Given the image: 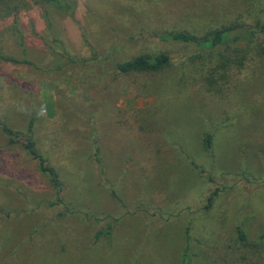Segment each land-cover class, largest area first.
I'll return each mask as SVG.
<instances>
[{
	"label": "rangeland",
	"instance_id": "374dc122",
	"mask_svg": "<svg viewBox=\"0 0 264 264\" xmlns=\"http://www.w3.org/2000/svg\"><path fill=\"white\" fill-rule=\"evenodd\" d=\"M237 25L263 26L264 0H0V264H264V32L247 55L158 37ZM160 52L162 70H116ZM32 118L60 219L38 207L55 197L38 160L2 130Z\"/></svg>",
	"mask_w": 264,
	"mask_h": 264
},
{
	"label": "trees",
	"instance_id": "16d2710c",
	"mask_svg": "<svg viewBox=\"0 0 264 264\" xmlns=\"http://www.w3.org/2000/svg\"><path fill=\"white\" fill-rule=\"evenodd\" d=\"M73 1V2H72ZM34 4H56L59 7L65 6L66 8H72V3L74 0H31ZM63 5V6H62ZM264 32V25L259 29L253 28L251 26L237 25L230 27H223L215 31L209 32L204 36H198L189 31H165L158 35V37L166 42L176 43L180 45L194 46L196 48L195 57H199L205 53L211 52V50H216L223 46H228L233 48L236 55L240 53L247 55L250 52V48L257 37V34ZM262 53H264V44L261 47ZM246 56L243 57V59ZM172 57L168 52H160L156 54H139L127 60L120 61L116 64V70L119 73L128 74L132 72H156L162 70L171 65ZM34 125L33 118L28 124V129L26 133L14 130L9 127L7 123H1L2 130L9 137L12 143L16 141H22L24 147L27 149L28 153L39 162V169L48 177L50 185L55 191V197L53 200H42L38 203V207H43V209L59 208L57 214L58 219L65 217L70 212V207L66 203L64 197V186L60 180L58 171L51 165L48 158L42 154L36 146L35 139L32 134ZM205 148L211 151L213 148V135L211 132L205 134L204 137ZM96 161L101 167H103V161L96 151L94 153ZM203 173V171H201ZM212 179V176H210ZM217 190L211 192L208 200L209 205L213 202V198L217 195ZM113 195L119 199L116 191L112 192ZM61 206V207H60ZM112 223H109V227L103 230L101 234H110V229ZM238 238L243 243H247L248 239L245 232L239 226L237 228Z\"/></svg>",
	"mask_w": 264,
	"mask_h": 264
}]
</instances>
